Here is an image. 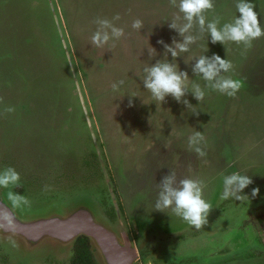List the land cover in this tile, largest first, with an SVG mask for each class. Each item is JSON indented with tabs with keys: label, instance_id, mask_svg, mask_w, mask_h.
Masks as SVG:
<instances>
[{
	"label": "rangeland",
	"instance_id": "obj_1",
	"mask_svg": "<svg viewBox=\"0 0 264 264\" xmlns=\"http://www.w3.org/2000/svg\"><path fill=\"white\" fill-rule=\"evenodd\" d=\"M52 2L54 11L49 0H0V171L7 165L14 167L20 182L27 179L26 184L37 192L24 194L32 204L17 210L21 218L66 213L87 201L116 227L120 223L112 189L141 264H191L193 249L201 247L214 248L211 256L225 247L227 264H264V252L260 253L264 237L257 221L264 216V36L245 51L234 42L214 44L205 33L190 53H182L176 61L180 70L188 72L189 85H204L192 71V59L208 47L205 55L232 62L233 69L226 75L239 79L242 88L235 98L207 91L201 103L189 92L185 98L198 115L172 96L158 109L141 77L146 64L164 58L158 41L171 44L173 38L182 39L169 27L177 9L168 0ZM249 2L255 4L264 27V0ZM236 3L214 0V11L206 16L211 20L219 15L221 24L231 22L240 15ZM116 14L121 16L116 24L124 28V37L94 47L90 42L97 28L94 20ZM137 18L145 25L141 31L131 28ZM150 46L156 50L154 58L148 55ZM120 79L125 85L113 92L111 84ZM128 93L141 97L131 98ZM5 107L15 111L6 113ZM196 130L207 140L206 164L188 150V136ZM170 168L178 179L192 176L206 182L205 198L213 209L204 228L196 230L179 217L154 210L158 184ZM234 171L253 180L243 191L249 196L243 202L221 199V173ZM45 185L49 191H44ZM23 188L4 189V193ZM254 188L260 189L256 197L251 196ZM50 192L59 198L47 197ZM113 209L116 214H109ZM12 239L18 248L0 239V264H68L75 248L58 250L44 243L30 253Z\"/></svg>",
	"mask_w": 264,
	"mask_h": 264
},
{
	"label": "clouds",
	"instance_id": "obj_2",
	"mask_svg": "<svg viewBox=\"0 0 264 264\" xmlns=\"http://www.w3.org/2000/svg\"><path fill=\"white\" fill-rule=\"evenodd\" d=\"M168 3L177 9V14L170 20L169 27L174 29L182 39L173 38L171 44L163 40L158 41L164 47V58L157 60L154 64L148 63L143 68L141 77L143 86L151 94L153 102H156L159 109V105L166 101V97L172 96L177 102L185 105L190 112L198 115L199 111H196L195 106L185 98L189 92L200 103L205 99L207 91H216L235 98L242 88V82L226 75L233 69L230 60L216 54L211 57L205 55L208 47L203 55L193 58L195 63L192 65V71L196 77H200L205 82L203 86L198 82H192L190 86L188 72L180 70L176 61L182 53H190L192 45L196 44L205 33L214 44L219 42L226 46L228 42H234L243 45L245 51L250 49L254 40L264 36V27L261 26L259 14L254 10L255 4L249 0H237L235 7L240 15L231 22L221 24L222 17L219 15L211 20L206 16V13L214 11V0H168ZM120 19L119 14L111 19L97 17L94 20L97 28L90 38L91 44L94 47L103 48L109 45L110 41L114 42L124 37V28L116 24ZM144 26V22L139 18L134 19L131 24V28L137 31H141ZM147 52L150 58L157 55L156 50L151 46L147 48ZM169 53L172 57L171 61L168 59ZM125 83L124 79L113 82L112 91L120 92ZM128 95L131 98L140 96L137 93H128ZM132 103L130 99L129 105L132 106ZM14 111V107L4 108L6 113ZM187 146L188 150L194 152L203 163H207L203 159L207 156L208 147L203 132L197 130L192 132L188 136ZM221 175L222 200L231 198L243 202L249 199L248 195L243 194L244 189L253 183L247 173L234 171L227 175L221 173ZM20 180V174L14 167L9 166L0 171V188L20 187ZM206 187L207 184L203 179L192 176L178 179L176 172L171 169L158 184L153 208L179 217L196 230H200L209 223V216L213 209L212 204L205 198ZM49 190L50 186L45 185L44 191ZM259 191V188L252 189L251 196H258ZM6 199L8 203L0 207V233L15 234L17 232L16 211L30 208L32 202L25 195L12 190L7 192ZM8 244L14 249L19 247L18 242L11 236H9Z\"/></svg>",
	"mask_w": 264,
	"mask_h": 264
},
{
	"label": "water",
	"instance_id": "obj_3",
	"mask_svg": "<svg viewBox=\"0 0 264 264\" xmlns=\"http://www.w3.org/2000/svg\"><path fill=\"white\" fill-rule=\"evenodd\" d=\"M51 7L54 9L52 0H49ZM56 23L59 27L60 35L63 37V32L60 27V21L55 15ZM63 46L69 64L74 71V66L68 46L63 38ZM80 91V99L84 105L85 100L82 94L81 87L77 83ZM87 120L90 123V117L86 114ZM95 137V133L93 132ZM100 159L101 153L98 151ZM105 172V171H104ZM107 181L109 180L108 173L105 172ZM110 185V181L108 183ZM113 203L118 216L119 225L113 224L100 215V213L87 201L80 202L73 205V207L66 213L55 212L48 216L32 218L25 220L21 218L18 211L17 217V232L15 234L0 233V239L8 241L11 238L18 239L23 248L28 252L39 250L42 245L47 244V248L52 249H69L75 247L76 242L80 237H87L90 243L91 251L96 257L98 264H141L138 260L139 253L135 241L133 240L130 232L125 224H123L122 213L120 206L115 201V193L111 189ZM7 202L4 189H0V207H4ZM264 232V220L261 222ZM43 246V247H45ZM20 249V248H19ZM27 253V252H26ZM29 254L27 253V256ZM30 257V256H28ZM149 264V262H148ZM152 264V263H151Z\"/></svg>",
	"mask_w": 264,
	"mask_h": 264
},
{
	"label": "flooded vegetation",
	"instance_id": "obj_4",
	"mask_svg": "<svg viewBox=\"0 0 264 264\" xmlns=\"http://www.w3.org/2000/svg\"><path fill=\"white\" fill-rule=\"evenodd\" d=\"M7 166H5V167H7ZM21 172H22V170H21ZM25 180H27V179H24L23 178V181L20 182V186H23L24 188L23 189H19L20 191L17 190L16 192L18 194H21V195H24V194L26 195L27 194L29 196L32 193H37L36 191L32 190V189H34L33 187H30V185H28V183L26 184ZM37 191L39 192V191H42V190L37 189ZM51 195H52V197L58 196V198H59V195H57L56 192H53V193L50 192V194H47L46 196L49 197ZM36 197H41V196L40 195H36ZM263 220H264V216L258 217V220H257L258 221V224L260 226V234L262 235V237H264L263 227L261 225V222ZM239 231H240V229H239ZM236 233H237V231H236ZM80 238H82V237H80ZM77 243L78 242H76L75 247H76ZM212 250H215V249L212 248V247H203V248L201 247L199 250H197V249L194 248L193 251H192L193 252L192 253V256L189 257L190 263L191 264H227V260H226V257H225V255H226V248L225 247L222 248V249H220L221 251L218 253L219 255L216 254L215 256H211V254L209 253ZM178 252H179V248H178L177 253ZM262 252H264V250H262L260 253H262ZM74 254H75V248H74L73 256H74ZM206 254L208 256L210 255L211 258H207L208 256ZM180 255L181 254H179L178 256L181 258ZM73 256L71 257V259H70V261H69L68 264H73ZM1 260L2 259H0V261ZM176 262L178 263L179 261H176ZM179 264H180V262H179Z\"/></svg>",
	"mask_w": 264,
	"mask_h": 264
},
{
	"label": "trees",
	"instance_id": "obj_5",
	"mask_svg": "<svg viewBox=\"0 0 264 264\" xmlns=\"http://www.w3.org/2000/svg\"><path fill=\"white\" fill-rule=\"evenodd\" d=\"M109 214L115 215L116 213L113 209L112 213L109 212ZM77 242L73 256V264H98L90 249L88 238L82 237Z\"/></svg>",
	"mask_w": 264,
	"mask_h": 264
}]
</instances>
